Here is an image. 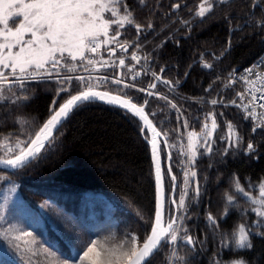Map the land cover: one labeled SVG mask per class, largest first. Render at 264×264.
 <instances>
[{
  "label": "trees",
  "instance_id": "trees-1",
  "mask_svg": "<svg viewBox=\"0 0 264 264\" xmlns=\"http://www.w3.org/2000/svg\"><path fill=\"white\" fill-rule=\"evenodd\" d=\"M124 2L133 10L136 23L153 25L151 29L144 27L140 34L133 26L126 27L124 43L144 44L145 62L172 84L159 83L156 87L166 100L138 91L153 83L148 76L127 89L111 83L101 88L123 94L138 104L147 102L146 111L169 147L179 134L202 131L213 115L218 125L212 151L201 150L192 165L197 175L191 177V202L182 224L193 237L195 247L178 241L175 250L183 260L177 264H264V236L250 235L251 249L236 243L241 225L250 233H264V217L256 215L258 205L235 189V182H239L254 198L258 197L259 184L264 180V128H256L239 107L222 103L231 101L240 88L239 83L228 87L227 83L264 50V29L257 24L264 19V11L260 6L252 7L253 0H228L227 4L217 3L211 13L200 18L194 14L200 0H146L144 7L137 6L136 0ZM177 2L181 8L172 9L170 6ZM257 4L264 5V0H257ZM133 48L130 46L129 52ZM205 64L212 67L206 68ZM24 85L19 89L13 84L12 90L6 91L10 99H14L15 92L27 95L29 100L15 104L0 101V139H28L50 116L53 100L58 106L67 98L64 93L57 96L61 86L69 87L73 94L83 88L75 79L69 85L57 79L28 81ZM213 99L218 103L209 104ZM229 122L239 137L236 147L227 141ZM148 138V130L129 112L100 102H86L70 114L34 160L14 171L0 169V176L8 175L19 183L20 195L34 209L42 210L40 219L45 226L33 232L40 230L47 236L51 233L57 240L47 242V247L72 261L79 250V232L91 239L108 240L109 246L118 245L130 233L141 240L150 233L157 194ZM249 143L255 153L246 151ZM170 150L168 156L161 143L166 191L175 184L166 174L170 167L171 175L176 176L177 199L176 189L184 177L178 156ZM226 194L234 195V202L229 203ZM172 199L166 208L168 219L176 212ZM93 201L99 215L88 204ZM107 205L110 217L104 213ZM209 213L216 225L207 219ZM98 221L103 222L96 225ZM53 223L65 232L56 231ZM169 251V246H163L151 264H167Z\"/></svg>",
  "mask_w": 264,
  "mask_h": 264
},
{
  "label": "snow or ice",
  "instance_id": "snow-or-ice-1",
  "mask_svg": "<svg viewBox=\"0 0 264 264\" xmlns=\"http://www.w3.org/2000/svg\"><path fill=\"white\" fill-rule=\"evenodd\" d=\"M137 6H146V0H136ZM217 3L227 4L228 0H200L197 6L195 15L200 18H205L211 13ZM260 6L264 11V5H258L257 0H253L252 7ZM172 9H180L181 3L177 2L170 6ZM110 15L105 17L104 13ZM187 24V21H184ZM257 24L264 29V19L257 21ZM115 26L110 34L109 29ZM128 26H133L137 34H140L144 27L151 29L153 25L148 23L146 26L135 22L133 10L124 0H0V68L10 69V73L0 71V101L17 103L27 101L30 98L27 95H17L12 92L14 99L6 96V90L11 91L12 85L17 88L24 89V80L29 78V69L33 70L32 78L36 76L51 78L55 76L57 82L61 80L64 85H69L73 79L83 84L82 90L75 94L71 92L69 87L61 86L57 91V96L64 93L67 97L64 102L58 104L53 100L50 107V117L39 127L38 131L30 134L28 139L20 140L16 138L15 146H9V137H4L0 141V147L4 150V157H0V164L11 168H21L26 162L34 159L53 138L54 131H58V126L66 119L69 114L80 106L82 102H90L98 100L112 106L120 107L128 110L133 115L143 121L144 126L152 133L149 141L152 146V154L155 161V178L158 192L161 193L157 203V208L154 216V223L151 225L150 233L141 240L135 234H128L125 239L121 240L118 245L109 246L108 240L90 239L86 245L82 246L71 257L73 264H151L152 258L157 252L162 251L163 246L170 247L167 257V264H177L183 260L176 250L175 245L178 240H182L186 245L195 247V241L191 235L187 234V229L183 228V220L187 218L185 199L188 195L187 189L181 191L177 199H172V203L177 205L176 212L179 216L169 215L167 222L164 221L163 211V188H162V173L160 161L157 158L158 143L157 137L161 135L153 126L151 120L145 114L144 107L137 106L129 99L124 98L120 94H113L110 91L96 90L90 83L91 77L84 76H69L61 77V69L67 72L74 71L78 66L83 67V62L87 60L88 65H93L94 61L86 56V53H97L102 45L119 44L123 51H127L128 47H139L137 44L129 45L127 42L119 43L122 35L121 29H126ZM27 35V39L25 36ZM103 37V39H101ZM14 49H18L14 51ZM110 54H114L115 49L109 50ZM132 60L139 63L140 58L133 53ZM146 59V58H145ZM73 61H80L79 65L72 64ZM119 66H125V60L119 59ZM103 66V65H102ZM115 67L116 65H111ZM204 67L211 68L212 65L205 64ZM18 70V71H17ZM87 70V68H85ZM161 72L165 70L160 69ZM246 72L251 73L252 69H246ZM136 75H139L137 73ZM155 80L164 84L171 85L172 82L162 80V78L153 73ZM107 81V77L101 78ZM135 79V76L133 77ZM111 83L121 85L123 82L120 79H113ZM255 91L260 89L255 87V82L249 81ZM261 86L264 87V76L261 77ZM124 87H134L131 84H125ZM156 83H150L148 88H141L138 91L146 92L148 96L158 95L149 89H155ZM252 90V89H250ZM243 98V93H238ZM63 98V97H62ZM167 99V97H161ZM253 101L258 103L264 100V93L259 97L253 95ZM147 103V102H145ZM213 105L218 101L213 99ZM237 107H242L245 111L250 112L249 117L255 115L254 110L250 109V105H237L236 101L231 102ZM173 108L176 105H172ZM260 108H264V103L259 104ZM221 115H223L221 113ZM24 123V121H19ZM218 127L216 118L213 115L211 119V129L214 131ZM257 127L264 128V120L260 121ZM229 130V139H231L234 130L231 123L227 125ZM205 137H210L212 131L208 130V125H204ZM256 131L254 127L252 129ZM143 131V129H142ZM190 137L196 136V133H190ZM147 139V137H145ZM239 137H237V142ZM208 141L205 139V144ZM208 152H211V146L208 145ZM248 153H255V148L252 143L247 145ZM13 153H15L13 155ZM190 163H195V155L190 159ZM171 168L166 170V174L170 177V181L174 182L176 176L171 175ZM190 176L195 177L197 173L189 170ZM186 173V176L189 174ZM235 182V181H234ZM175 185L170 184L169 193L175 191ZM236 191L241 194L246 200L252 204L258 205L254 209L259 217H264V180L261 181L258 187V197L254 198L248 191L245 190L239 182H235ZM195 194L199 195V185L195 187ZM226 199L229 203L234 202L235 197L231 194H226ZM171 212V210H169ZM207 219L212 225H216L215 218L209 213ZM177 220L181 221V226L176 227ZM166 223V226H165ZM183 231L185 234L181 237L179 233ZM238 239L236 243L239 246H246L251 249L253 247L250 235L264 236V233H250L246 226L241 225L238 229ZM26 238H31L26 239ZM5 239H8L5 236ZM17 242L23 241L25 244H35V238L31 232H21L15 237ZM17 249L20 244L14 245ZM54 253H49L53 256ZM0 264H5L0 260Z\"/></svg>",
  "mask_w": 264,
  "mask_h": 264
},
{
  "label": "rangeland",
  "instance_id": "rangeland-1",
  "mask_svg": "<svg viewBox=\"0 0 264 264\" xmlns=\"http://www.w3.org/2000/svg\"><path fill=\"white\" fill-rule=\"evenodd\" d=\"M105 17H108L110 14L105 12L104 13ZM115 26H112L109 29L110 34L112 33V30ZM122 35L120 36L119 43H124L123 41V29H121ZM27 35L25 36V39H27ZM103 39V37H101ZM0 42H3L2 38H0ZM130 43V42H129ZM137 44L139 47H134L130 52L136 51L138 54H140L141 58L139 60V63H137L135 60L127 59L125 61V66H116L113 69H111L110 66H108V63H106L102 70L101 69H96L95 67L93 70H101L100 75H105L107 77V83H111L113 79H120L122 80L121 85H116V87H119L121 89H127V87H124L125 84H131L134 85L138 82H140L144 77H151L152 74L151 72H154V69L150 68V66L145 62L144 55L145 52L144 50V44L140 42H131L130 44ZM119 46V44H108V45H103L102 47V52L104 53L106 51V48L108 47L109 49H116ZM107 48V49H108ZM129 49V47H128ZM18 49H14L16 51ZM106 54V53H104ZM88 53H86V56ZM128 61H132L136 65H138V68L136 66H133V64H129ZM76 62V61H75ZM73 62L72 64H74ZM114 63V62H112ZM118 65V64H115ZM96 67H102V64H99ZM0 71H11L10 69H2L0 68ZM139 73V75H136ZM63 75H61L62 77ZM135 76V79L133 77ZM75 77V76H73ZM102 77H92L90 81H102ZM50 79H57L56 77L50 78ZM50 79H41V80H50ZM41 80H31V81H41ZM28 82V81H24ZM105 82V81H104ZM236 83L240 82L235 78H232L229 83H227L228 86H235ZM114 84V83H111ZM164 87V86H163ZM147 88V87H146ZM226 88V86H225ZM155 93H158L159 96H163L162 91H158L156 89ZM6 96H9L10 94L5 91L4 93ZM224 104L227 105H232L229 102H224ZM233 106V105H232ZM208 120V118H207ZM208 125V130L212 131L211 129V120L207 121L204 123V125ZM232 128L234 130V133L231 136V139H229V130L227 128V141L229 145H233L234 147L237 146V130L234 127V125L231 123ZM218 128V127H217ZM216 128V129H217ZM212 131V135L210 137H205L203 135L205 129L203 127V130L198 132L194 130H188L184 135H178L177 139L173 138L170 142L169 147V154L171 155V150L176 153L178 156V159L180 160L181 167L180 170L183 171V177H184V182L182 185L177 188V198L179 194L181 193L182 190L187 189L188 195L185 199V205H186V212L187 208L190 205L191 200L189 199L190 197V181H191V176L189 173V170L194 171L192 167V163H190V159L193 157V155L198 156L201 150H207L208 145H211L212 138L214 136V133L216 131ZM196 133V136L190 137V133ZM182 134V133H181ZM20 139V138H19ZM205 139H207L208 143L205 144ZM3 138L0 139L2 141ZM15 140L16 137H9V146L14 147L15 146ZM21 140V139H20ZM169 146V145H168ZM15 154V153H13ZM168 154V156H169ZM0 156H4V150L2 147H0ZM165 158V157H164ZM168 167L170 166L169 164L167 165ZM186 173H189L186 176ZM177 187V182L175 180V184ZM170 187V186H169ZM175 187V188H176ZM173 194L170 195L169 193V188L167 190V204L170 206V199L171 197L173 199H176L175 197V191L172 192ZM100 199V198H99ZM88 204L91 206V210H95V202H88ZM175 209L177 208V205H175ZM98 215L99 212L98 210H95ZM107 213V217H110L111 211L109 208V205L106 206V210L104 213ZM186 212L184 214H186ZM40 213H42V210H37L34 209L29 203L26 202V200L20 195L19 192V183L16 181H13L8 175H1L0 176V260L4 261L5 264H73L72 261L66 260L62 258L59 254H57L54 250H51L50 248L47 247L46 243L49 242L50 240H57L56 237H51V233L49 236L43 235L40 230H38L37 233H34L33 230L37 229L38 227L44 228L45 223L43 220L40 219ZM95 213V214H97ZM93 217V216H92ZM98 218V217H97ZM168 219V218H167ZM103 221H98L96 222V225L98 223H102ZM67 225V224H63ZM35 226V227H34ZM53 228L56 231H62L65 232L64 228L60 229L58 226L53 223ZM181 226V221L177 220L176 227ZM37 227V228H36ZM35 228V229H34ZM31 232L33 237L35 238L36 243L31 244L27 243L25 244L23 241L17 242L15 240V237L20 234L21 232ZM183 231L179 233V235L182 237L184 235ZM37 234V235H36ZM5 236L8 237V239H5ZM52 238V239H51ZM26 239H31V238H26ZM76 239L78 240V247L79 249L86 245L87 242L91 239L89 235L78 233L76 234ZM98 240H102L100 238H94ZM182 241V240H178ZM183 242V241H182ZM16 243L20 244V248L17 249L14 247ZM49 253H54L53 256H49Z\"/></svg>",
  "mask_w": 264,
  "mask_h": 264
},
{
  "label": "built area",
  "instance_id": "built-area-1",
  "mask_svg": "<svg viewBox=\"0 0 264 264\" xmlns=\"http://www.w3.org/2000/svg\"><path fill=\"white\" fill-rule=\"evenodd\" d=\"M101 49V48H100ZM100 49H98L97 53H89L88 58L92 59L94 61L93 65H88L87 60L83 62V67L78 66L74 71L72 72H67L65 69H61V75H69V76H84L86 78L88 77H99L101 76L102 78L105 77V75H100V71L102 70L103 66L110 62L108 66L113 69L111 65L113 64H118L116 66H119V59L123 58L125 61L127 59H130L132 57V54L135 53L139 58H141L140 54H138L136 51L131 52L128 55H114V56H109V55H103L100 52ZM132 59V58H131ZM114 62V63H112ZM137 62V61H136ZM81 62L75 63L76 65H79ZM99 64H102V67H96ZM115 66V67H116ZM96 69H101V70H93V68ZM87 68V70H85ZM246 69H252V72H246ZM29 78H26L24 81H31V80H41V79H50L48 77H40L36 76L35 78H32L33 70L29 69ZM10 73V71L6 72ZM154 72H151L153 76ZM264 76V50L248 65L244 66L241 68L237 73H236V79L240 82L241 88L237 90V93L234 97L233 100L236 101L237 105H250V109L254 110L255 115L251 116L253 118V121L255 122V126L260 124L261 120H264V108H260L259 104L264 103V100H260L258 103L253 101V95L259 97L262 93H264V87L261 86V77ZM55 76L51 77L54 78ZM154 77V76H153ZM249 81L255 82V87L260 89V91H255V89L252 88V84L248 83ZM100 82H104L103 80ZM252 89V90H250ZM238 93H243V98H241ZM210 104L211 101H209ZM230 104H232L230 102ZM246 114L250 115L249 111H245L244 108L240 107ZM257 128H262V127H257Z\"/></svg>",
  "mask_w": 264,
  "mask_h": 264
},
{
  "label": "water",
  "instance_id": "water-1",
  "mask_svg": "<svg viewBox=\"0 0 264 264\" xmlns=\"http://www.w3.org/2000/svg\"><path fill=\"white\" fill-rule=\"evenodd\" d=\"M118 49H121L119 46H118ZM128 51V50H127ZM127 51H124V52H127ZM160 77H161V75H160ZM162 78V77H161ZM162 80H163V78H162ZM154 83H158V81L156 80ZM96 90H100V91H109V90H105V89H100V88H95ZM150 90H152V89H150ZM110 92H112V91H110ZM113 94H117L116 92H112ZM118 94H120V93H118ZM121 96H123L124 98H126V99H129L131 102H133V103H135L137 106H142V107H144V111H145V114L148 116V119L149 120H151V122H152V124H153V126L157 129V131H159L160 133H161V135L159 136V137H157V143H158V151H157V158L159 159V161H160V165H161V173H162V188H163V193H162V195H163V211H164V217H163V219H164V221L165 222H167V220H166V208H167V191H166V183H165V172H164V162H163V157H162V154H161V143H164L165 145H166V147H167V151H168V154H169V146H168V142H167V140H166V137H165V135L161 132V130L157 127V125L154 123V121H153V119L150 117V115L148 114V112L146 111V107H147V103H143V104H138V103H136V102H134L131 98H129V97H127V96H125V95H123V94H120ZM90 102H100V103H104V102H101V101H98V100H93V101H90ZM83 103H86V102H82L81 104H83ZM80 104V105H81ZM104 104H107V103H104ZM109 105V104H108ZM112 106V105H111ZM114 107H116V106H114ZM117 108H120V107H117ZM120 109H122V110H125V109H123V108H120ZM75 110V109H74ZM73 110V111H74ZM72 111V112H73ZM125 111H127V112H129L128 110H125ZM71 112V113H72ZM70 113V114H71ZM130 114H132L131 112H129ZM70 114H69V116H70ZM133 115V114H132ZM69 116L66 118V119H64L63 121H62V123H61V125H59L58 126V130H59V128L64 124V122L69 118ZM133 116H135V115H133ZM50 117V116H49ZM48 117V118H49ZM136 117V116H135ZM47 118V119H48ZM136 118H138V117H136ZM46 119V120H47ZM139 119V118H138ZM45 120V121H46ZM140 120V119H139ZM141 121V120H140ZM141 123L143 124V126H144V123H143V121H141ZM43 125V124H42ZM41 125V126H42ZM144 128H146L145 126H144ZM147 129V128H146ZM39 130V129H38ZM148 130V132H149V138H148V142L151 140V136H152V133H151V131L149 130V129H147ZM57 131H54V134H53V136L55 135V133H56ZM149 145H150V149H151V154H152V146H151V144H150V142H149ZM39 155V154H38ZM37 155V156H38ZM170 155V154H169ZM36 156V157H37ZM35 157V158H36ZM34 158V159H35ZM34 159H31L30 161H28V162H26V164L25 165H27L28 163H30L32 160H34ZM152 160H153V166H154V174H155V161H154V157H153V154H152ZM24 165V166H25ZM23 166V167H24ZM0 169L1 170H5V171H14V170H16V169H19V168H11V167H7V166H5V165H3V164H0ZM155 182H156V178H155ZM156 194H157V198H156V208H157V203H158V200H159V198H160V195H161V193H159L158 192V189H157V184H156ZM175 216H177V212H175ZM153 223H154V221H153ZM165 226H166V223H165Z\"/></svg>",
  "mask_w": 264,
  "mask_h": 264
}]
</instances>
